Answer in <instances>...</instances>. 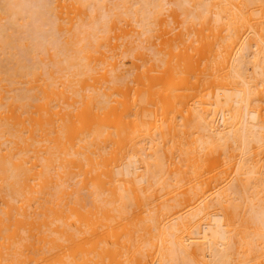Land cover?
I'll return each instance as SVG.
<instances>
[{"label":"bare ground","instance_id":"bare-ground-1","mask_svg":"<svg viewBox=\"0 0 264 264\" xmlns=\"http://www.w3.org/2000/svg\"><path fill=\"white\" fill-rule=\"evenodd\" d=\"M0 264H264V0H0Z\"/></svg>","mask_w":264,"mask_h":264}]
</instances>
